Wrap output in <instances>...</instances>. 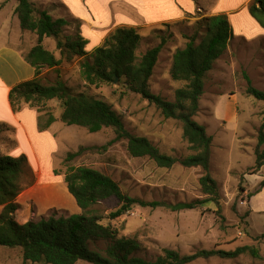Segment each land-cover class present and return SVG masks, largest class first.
Masks as SVG:
<instances>
[{
	"label": "rangeland",
	"instance_id": "1",
	"mask_svg": "<svg viewBox=\"0 0 264 264\" xmlns=\"http://www.w3.org/2000/svg\"><path fill=\"white\" fill-rule=\"evenodd\" d=\"M3 1L0 0V3ZM10 1L0 4L1 8L6 7L5 13L12 9ZM195 1L198 4L196 11L184 14L177 4L178 0H153L152 9L147 15L144 11L139 14L127 0H67L72 11L63 6L60 0H31L37 14L47 11L54 19L65 18L72 22L58 38H46L43 42L57 59L62 58L57 48L58 41L64 43L68 38H84L85 31L89 32L90 28L102 32L105 39L119 27L135 28L141 35L138 57L165 41L150 86L152 93L170 102L175 100L176 89L183 85L173 81L170 76L173 56L177 50L185 48L189 38L198 30V22L211 15L214 4V0ZM163 3H166V9ZM103 7L108 11V20ZM119 13L126 16V21L121 23L125 25L120 26L115 20ZM182 14V18L179 17ZM172 16L178 19L164 20ZM80 17L86 18L88 23ZM250 17L246 14L232 17L233 36L236 37L237 32L250 34L253 31L254 21ZM75 21L81 22L80 28ZM32 37L33 44H36L37 36L32 34ZM1 41L0 44L3 43ZM93 49L96 47L88 50ZM84 61L85 58H74L72 61L63 58L58 68H42L38 78L48 86L54 85L60 76L74 93H83L107 102L121 115L131 135L149 139L163 154L178 160L195 154L183 138L182 124L165 119L156 106L140 95L126 92L119 82L98 87L87 85L81 74ZM246 76L251 79L254 88L264 92V38L249 43L242 40L230 42L227 52L205 79L200 110L194 118L216 140L211 174L221 195L220 206L209 202L195 209L174 211L172 207L178 204L208 199L199 184L203 175L201 168L188 169L179 163L171 169L160 168L148 157H131L127 151L128 141L117 140L112 128L91 134L85 128L60 122L59 127L62 129L58 130L57 138L61 146L54 156V172L59 173L57 178L60 181L39 183L38 171L28 163L23 177L26 188L17 198L20 206L16 214L17 221L24 224L47 218L51 214H81L64 180L69 168L86 166L111 177L128 196L151 205L157 204L134 205L120 218L104 220V224L111 223L117 229L120 238H131L140 243L141 250L136 256L155 261L165 248L178 251L181 255H190L199 250L234 251L239 247L254 246L264 257V237L260 238L264 235V195H256L251 201V196L264 180V167L256 172L251 171L256 163L258 133L264 122V101L247 94ZM4 103L0 93L2 109ZM62 112L58 101H49L46 110L40 113L42 122L47 121L49 114L58 118ZM217 112L226 121L237 116L239 130L234 133L216 127ZM15 150L14 131L0 128V155H9ZM79 151L78 157L69 162L66 160L69 153ZM43 168L47 170L45 162ZM120 208L121 204L116 199L97 206L106 216ZM107 245V242H98L92 244V248L103 251ZM0 261L2 264H33L24 262L19 248H0ZM77 264L89 263L80 261ZM192 264H264V261L247 254L234 260L211 258Z\"/></svg>",
	"mask_w": 264,
	"mask_h": 264
},
{
	"label": "trees",
	"instance_id": "2",
	"mask_svg": "<svg viewBox=\"0 0 264 264\" xmlns=\"http://www.w3.org/2000/svg\"><path fill=\"white\" fill-rule=\"evenodd\" d=\"M15 1V13L21 30L35 34L37 42L25 56L26 61L35 68L36 76L10 91L9 100L13 110L19 111L23 106H29L42 113L46 110L47 102L58 101L63 109L62 114L58 118L49 114L45 123L40 117L41 131L47 130L58 121L68 126L85 128L91 134L112 128L117 140L128 141L127 151L133 158L148 157L158 167L166 169L173 168L177 163L188 169H202L203 175L199 184L208 199L178 204L172 207L174 211L195 209L209 202L220 206L221 195L211 174L213 137L194 118L200 110L205 79L216 62L227 52L233 38L228 16L220 14L203 18L198 22L199 28L189 38L185 48L175 52L170 76L173 81L183 85L176 89L175 100L170 102L152 93L150 86L165 41L138 57L141 35L135 28L119 27L91 53L86 51L88 41L81 36L76 39L68 38L64 43L58 41L57 48L61 51L62 58L57 59L45 48L43 42L46 38H58L64 28L71 26L72 22L65 18L54 19L47 11L37 14L31 0ZM248 9L250 15L264 28V0H253ZM75 22L80 28L81 22ZM63 58L67 61L85 58L81 64V74L87 85L98 87L116 83L118 79L117 82L126 92L138 94L156 106L165 119L180 122L183 138L195 154L178 160L161 153L149 139L131 135L126 130L123 118L111 105L83 93H74L60 76L54 85H44L38 78L41 69L58 68ZM245 78L248 82L247 94L258 101H264V92L254 88L248 76ZM263 146L264 122L258 133L256 163L251 169L252 172L264 167ZM79 153L80 151L69 153L66 160L69 162L75 159ZM27 169L26 156L0 155V206L3 207L0 214V247L21 249L25 263L77 264L84 261L89 264H192L197 260L211 258L234 260L247 254L264 261L260 250L254 246H243L234 251L199 250L190 255H181L178 251L165 248L155 261L136 256L141 250L140 243L135 239L120 238L117 229L111 223L104 224V220H116L134 205L157 204L151 205L128 196L111 177L86 166L69 168L64 180L66 188L81 209V214H51L38 221L19 223L16 219L20 208L17 198L26 188L23 177ZM55 174L59 175L57 171ZM263 188L264 180L251 198ZM111 199L118 200L121 208L106 216L97 206ZM262 237L264 235L260 238ZM98 242H107L108 245L103 251L92 248V244Z\"/></svg>",
	"mask_w": 264,
	"mask_h": 264
},
{
	"label": "crops",
	"instance_id": "3",
	"mask_svg": "<svg viewBox=\"0 0 264 264\" xmlns=\"http://www.w3.org/2000/svg\"><path fill=\"white\" fill-rule=\"evenodd\" d=\"M6 1L8 0H4L2 3ZM14 1L11 0L9 2V5L12 4V9L9 13L4 12L6 7L1 8L0 6V15L2 17L0 19V40L3 42L0 44V93L3 101L5 102L4 109L0 107V128H7L14 131L16 150L9 155L13 157H20L23 155L26 156L28 163L38 171V173H36L38 174L39 183H45L47 181L46 183L48 184L52 181H60V179L57 178L58 175L54 172V156L60 150L61 144L57 137L58 130H61L62 128L59 127L61 124H59L60 122L58 121L53 123L47 130L41 131V115L36 109L30 108L29 106H23L19 111H14L10 103V91L15 86L23 82L30 81L36 76L35 68L25 59L26 54L35 46V44H33L34 40L32 33L21 30L20 21L15 13L17 2ZM127 1L128 4H130L139 14H143V11L147 14L149 13V10L152 9L153 0ZM252 1L253 0H214L210 16L225 14L229 17L230 23L232 24V17L234 16H241L243 14L251 16L248 7ZM60 3L72 11V7L67 0H60ZM87 4H89V1ZM177 4L184 11V14H192V12L196 11V8H198V4L195 0H178ZM165 5L163 3L164 9H166ZM103 9L105 8L103 7ZM90 11L94 14L91 6ZM182 16L183 14L179 15L181 18ZM105 17L106 20L110 18L106 9ZM80 18L86 21V24L88 23L86 18ZM116 18L117 19L115 20L117 23H120V26L125 25L121 23L126 21V16L119 13ZM250 18L254 21L253 31L250 34L237 32L236 37L233 36L232 40H242L249 43L251 41L264 38V28H262L252 16ZM169 19L178 18H176V16H172L164 20ZM248 24L250 25L251 22H248ZM86 26L87 25L84 27ZM90 29L89 32L85 31V34L87 33L86 35L84 34V39L88 41L86 51L89 53H91L94 49H88H92L94 47L98 48L100 43L105 39L102 32ZM215 121L217 123L216 127L219 126V129L221 128L225 131L234 133L239 130V120L237 116H235L231 121H226L223 119L221 113L217 112ZM215 141L216 140L213 137V148L215 146ZM43 162H45L48 172L47 170H44ZM258 195H264V188L259 194H257V196ZM254 198L255 197H253L251 201ZM2 210L3 207L0 206V214ZM254 212H256V210H254ZM0 264H2L1 261Z\"/></svg>",
	"mask_w": 264,
	"mask_h": 264
},
{
	"label": "water",
	"instance_id": "4",
	"mask_svg": "<svg viewBox=\"0 0 264 264\" xmlns=\"http://www.w3.org/2000/svg\"><path fill=\"white\" fill-rule=\"evenodd\" d=\"M118 81V79H116V82Z\"/></svg>",
	"mask_w": 264,
	"mask_h": 264
}]
</instances>
